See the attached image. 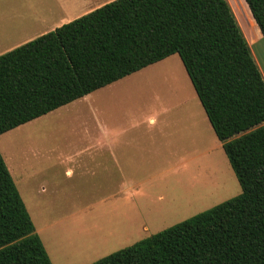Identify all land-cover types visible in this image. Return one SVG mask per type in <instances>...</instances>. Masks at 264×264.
Masks as SVG:
<instances>
[{
  "label": "trees",
  "instance_id": "obj_1",
  "mask_svg": "<svg viewBox=\"0 0 264 264\" xmlns=\"http://www.w3.org/2000/svg\"><path fill=\"white\" fill-rule=\"evenodd\" d=\"M172 54L241 192L89 264H264V78L227 0H113L0 54V134ZM0 264H52L1 152Z\"/></svg>",
  "mask_w": 264,
  "mask_h": 264
},
{
  "label": "crops",
  "instance_id": "obj_2",
  "mask_svg": "<svg viewBox=\"0 0 264 264\" xmlns=\"http://www.w3.org/2000/svg\"><path fill=\"white\" fill-rule=\"evenodd\" d=\"M111 1L0 0V54L33 39L30 38L33 33L49 32L63 21L78 18ZM173 56L127 76L163 64L179 72L180 63ZM183 72L180 68L182 80ZM127 76L56 108L81 113L83 98L91 96L88 120L72 127L78 132L76 137L49 141L50 148L45 150L42 145L40 153L34 147H26L20 163L24 183L16 169L18 164L11 163L12 170L7 164L12 178L13 172L18 177L14 182L52 264H89L116 249L105 248L107 242L142 240L186 219L197 209L219 203V197L239 183L200 101H193L192 109H180L174 117L169 114L170 107L146 109L138 104L109 106L106 102L101 105L102 92ZM209 139L214 140L220 151L223 174L217 175L219 178L215 177L210 186H198L192 179L191 167L208 155ZM72 187L76 194L91 195L73 208L79 211L77 214L90 210L94 214L89 224L95 239L80 249L60 254L54 250V244H61L58 236L62 230L57 227L65 219L38 220L37 225L30 210L42 208L56 191L66 192L65 188L71 191ZM70 219L71 224L77 222L73 216ZM98 251L101 252L96 254Z\"/></svg>",
  "mask_w": 264,
  "mask_h": 264
},
{
  "label": "rangeland",
  "instance_id": "obj_3",
  "mask_svg": "<svg viewBox=\"0 0 264 264\" xmlns=\"http://www.w3.org/2000/svg\"><path fill=\"white\" fill-rule=\"evenodd\" d=\"M227 1L231 6L236 20L249 44L252 56L264 78V38L262 37V34L245 0ZM39 35V33H33L30 35V38H35ZM173 57L180 63L179 72L176 69L171 70L170 67H167L168 65L166 66L163 64L144 70L139 74L127 76L122 82H119L102 92L103 95L101 105L106 102L109 106L112 104L120 105L121 103L138 104L142 105L146 109L155 107H170L172 108L169 113L171 117H174V114H176V112L180 109H192L194 105L193 101L198 102V97L189 78L186 76L187 74L185 70L182 68L183 64L180 57L178 54H174ZM180 68L182 72L184 71L183 75L185 76H183V79L185 77L186 80L181 79ZM90 98L91 96L89 95L83 98L84 100L80 104L83 107V112L81 113L71 114L64 112V110L55 109L0 134V152L5 162H7L6 164H9L11 170L13 168L12 164H18L16 169H18V173H21L22 175V183H24V168L23 166H20V163L24 159L26 147L27 149L34 147V150L40 153L42 145L45 146V150L50 148L49 141L76 137L78 132L74 131L72 127L80 121L88 120L87 109L90 105V103H88ZM102 108L105 107L102 106ZM209 140V145L211 147H209L210 151H208V155H204V159L202 161L196 164L193 163L191 167L192 179L196 184H198V186H210L214 184L216 178H219L216 177L217 175L220 174L222 176L223 174L220 164V151L214 140ZM13 177L14 180L18 181V177L14 172ZM18 186L20 187L19 183ZM70 190L71 191H67L65 188L66 192L62 193L56 191L51 195L52 200L45 203L42 208L30 210L37 225H39L38 220H51L57 217L65 219L60 226L57 227L62 230V233L58 236L61 244L57 242L54 244V250L58 251L60 254L71 251V249H80L86 243H93L95 239L93 228L91 227V224H89L94 220V214H91V210L81 211V214H77L79 211L73 208V206L78 202L82 203L89 200L88 198L91 195L76 194L73 187ZM240 192L241 187L240 184L237 183V185H233V187L219 197V200L223 201ZM39 195L41 194L39 193ZM215 204H217V202L214 203V205ZM203 210L206 209H197L194 213L189 214L187 218ZM93 213H96V211L93 210ZM70 216H73V218L77 220L75 224L69 223L73 220L70 219ZM85 227L87 229L84 230L83 228ZM110 242H107L104 245V247L107 245L105 248L108 250H111L110 248L113 247L116 248L110 252L133 243L127 239L113 241L112 243ZM100 252L101 251H98L96 254ZM81 259L82 258H77L76 260Z\"/></svg>",
  "mask_w": 264,
  "mask_h": 264
}]
</instances>
